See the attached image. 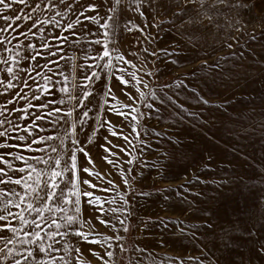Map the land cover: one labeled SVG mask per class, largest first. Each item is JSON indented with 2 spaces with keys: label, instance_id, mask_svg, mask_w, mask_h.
<instances>
[{
  "label": "rangeland",
  "instance_id": "obj_1",
  "mask_svg": "<svg viewBox=\"0 0 264 264\" xmlns=\"http://www.w3.org/2000/svg\"><path fill=\"white\" fill-rule=\"evenodd\" d=\"M92 2L96 0H81L85 5ZM241 2L252 3L253 0ZM112 3L113 0H108V4L97 10L98 22L81 18L86 30L78 25L75 36L56 26L55 21L66 24L69 18H79L78 13L64 15L62 9L60 17L45 10L50 23L43 25L44 32L39 31L40 25L32 29L34 36L19 35L20 31L27 32L31 28V21L21 20V28L10 30V33L0 31V36H8L11 40L9 47H16L18 42L30 43L33 45V49L28 50L30 55L41 53L36 61L27 62L35 71L27 75L21 73L31 86V92L14 82L17 87L13 95L22 92L25 98H17L6 106L20 111L9 115L0 109V120L7 117L18 126L15 129L8 124L0 127V131L7 129L9 133L8 137H0V144L7 141L9 145L0 148V154L12 152L25 158L40 156L41 153L34 149L43 148L44 144H34L32 150L20 145L52 135L58 139L47 143L57 147L64 159L73 148L71 134L65 137V133H70V123L75 121V137L79 141L76 147H83L88 153L85 156L84 152L77 151L80 187L100 197L99 204L89 205L87 201L91 198L81 196L82 218L87 222L82 231L93 233L89 239L97 240L124 235L125 247L144 249L140 254L120 253L115 241H112L113 248L108 249L107 241L89 243L73 236L69 243L80 247L82 264H103L90 249L100 256L106 250L116 252L113 259L117 264H128L130 256L138 264H264L254 254V238L247 235L255 230L264 239V15H261L264 0H255L256 6L250 10L217 5L219 11L208 10L211 21L203 18L202 13L208 5L202 9L199 0L178 17L172 15L176 0H120L109 29L111 40L117 42H110L109 48L116 49L131 63L116 60V52H111L114 67L110 72L104 67L107 58H97L101 45L91 41L102 39L104 30L98 25L113 15L107 11ZM138 3L143 16L134 10ZM229 3L235 5L236 0H229ZM26 12L30 13L31 7ZM37 15L41 20L45 18ZM86 15H96V12ZM4 27V21L0 20V29ZM57 36H67L68 40L61 43L55 38ZM44 43L49 45L47 49L41 47ZM0 56L7 57V53L0 50ZM46 63L48 67L44 68ZM73 64L82 66L77 68L75 80L71 71ZM21 66L26 67L25 62L22 61ZM92 70L99 78L91 80V96L81 106L89 115L84 118L86 122L80 130L81 107L59 91L64 83L60 73L68 76L69 86L77 85L73 95L79 97V89L84 87L81 74L91 77ZM36 72L41 76L37 77ZM131 73L148 85L147 88L143 83L139 85L146 94L143 99L136 91ZM45 75L51 77L52 87L41 94L35 85H44ZM120 75L129 83L121 84L116 78ZM28 76L32 79L28 80ZM106 86L111 87L116 99L105 95ZM151 92L156 93V98ZM0 93V105H4L11 97L3 87ZM33 94L40 96V100H33ZM38 104L48 107H28ZM68 107L75 108L73 117L65 115ZM53 108L61 111H51ZM137 114L143 115L133 121L132 115ZM19 115H25V119H19ZM37 116L44 119H36ZM33 123L37 125L34 128ZM133 124L137 126L135 132ZM21 135L26 139L19 140ZM101 145L111 151L106 152ZM7 159L17 166L23 165V161H15L12 156ZM85 168L98 172L99 178L84 172ZM65 175L70 177V173ZM122 176L133 184L132 189L123 183ZM83 180H90L97 187L91 188L83 184ZM141 192L150 195L143 196ZM121 193L135 205L137 221L152 218L147 221L151 225L149 229L138 227L130 233L123 232L114 219V215L120 213L107 211L110 207L121 206ZM99 207L105 211H98ZM98 217L111 223L102 224ZM157 218H163L166 224L161 225ZM56 239L61 240L60 237ZM160 240L164 243L160 244ZM60 247L63 249V242ZM53 254L61 256L64 253ZM67 258L70 264H75L74 249Z\"/></svg>",
  "mask_w": 264,
  "mask_h": 264
},
{
  "label": "snow or ice",
  "instance_id": "obj_2",
  "mask_svg": "<svg viewBox=\"0 0 264 264\" xmlns=\"http://www.w3.org/2000/svg\"><path fill=\"white\" fill-rule=\"evenodd\" d=\"M120 0H113L112 5L107 9L108 12L113 15L107 16L104 19L103 23H99L98 27L103 29L102 39H96L91 41V43L101 45L102 50L97 52V58L103 59L107 58V62L104 64V67L108 71L112 72L114 67V61L111 57V52H116V60L124 61L125 63H131L130 61H125L124 56L120 54L116 49H110L109 43H116V40H111L112 32L110 29V24L113 20L114 15L117 12V5ZM196 0H176V9L172 12L174 17L182 16L188 10L189 5H192ZM200 7L204 9L205 4L208 5V8L202 13L203 18L211 21L212 17L208 14V10L215 9L219 11L217 5L223 6L225 8L231 9L232 7L247 8L251 9L255 5V0L252 3H242L241 0H236V4L232 5L229 3V0H211L209 3L208 0H199ZM108 4V0H103V3L100 0L96 2L87 3L86 5L81 3V0H0V20H3L6 27L0 29V31L5 33H10L16 29H20V21L24 20L26 22L31 21V28L27 29V32L23 30L19 32V35H32L35 33L32 32V29L37 28L38 25L40 32H44V24L50 23L48 14L45 10L53 12V15L56 17L61 16V9L64 15H68L69 12L78 13L77 19L69 18V22L66 24H60L59 21H55L56 26L60 27L64 31H70L73 36H75V28L79 25L81 30H86V26L81 23V18L89 22H98L100 18L99 8L104 7ZM24 6V7H16ZM78 6V7H77ZM149 6L150 3H149ZM31 7V12L27 13L26 9ZM135 11L140 12V15L143 16L144 12L140 11L139 3L138 6L134 9ZM88 12H96V15H86ZM20 13H25L21 15ZM37 13L43 15L45 18L40 19V16ZM261 15H264V3L261 5ZM13 21V23H8V21ZM153 26L159 27V24H154ZM87 35H91L90 32H86ZM15 37H13L14 39ZM61 43H66L68 40L67 36H57L55 37ZM79 41H77L78 43ZM11 45V40L8 36H0V50L3 53H7V57L0 56V87H3L4 92L8 93L11 97L6 99L4 105H0V109H3V112H8L11 115L14 112L20 110L15 107H7L6 105H11L13 100L20 98L24 99L22 92H15L14 90L17 87V83L22 84L24 88H28L31 92V86L27 83V80L21 75L24 73L27 75L28 72L35 71V68L27 64L29 60L36 61L37 56H40L41 53L36 52L35 55H30L28 53L29 49H33L32 44H19L17 43L16 47H9ZM41 47L47 49L49 45L44 43ZM91 47V44L89 45ZM231 47V45H229ZM19 49V51L17 50ZM147 51V49H145ZM21 52L25 54L21 56ZM88 59L87 55L84 57ZM64 59V57H61ZM69 59H74V57H69ZM25 62L26 67H22L21 63ZM52 63V61H49ZM47 63L44 65V68H47ZM82 67L80 65L73 64L71 71L73 72V80H75V73L77 68ZM90 67V66H89ZM51 71V70H49ZM120 71H123L121 69ZM115 75V73H113ZM36 76L40 77L41 73L36 72ZM60 76L64 78V83L60 87L59 91L64 94L68 100H75L77 102L76 106L81 107L86 104L87 98L91 96L90 83L93 78H99V74L92 70V76L81 74V79L84 84V87L80 88L79 97L73 95L77 90V85L74 83L71 86L68 84V76H65L63 72L60 73ZM132 79L136 82V91L139 94V97L143 99L145 97V92L141 91L139 85L143 83L144 88H147L148 85L142 80L137 79L135 73H131ZM121 84H127V81L123 75L116 77ZM28 80H31L32 77L28 76ZM44 85L36 84V90L41 94L48 91V87H52L50 84L51 77L43 76ZM17 82V83H14ZM2 95V93H0ZM105 95H111L113 99H116L112 93L110 86H106ZM127 95V93H126ZM150 95L153 98H156V93L151 92ZM33 100L39 101L40 96L33 94ZM129 100H132V96H128ZM50 103H55L51 101ZM61 103H64V100H61ZM41 107L47 108L46 104L38 105H28V107ZM132 107L131 105H128ZM152 107V105H148ZM114 110V109H113ZM133 112H136V109L133 107ZM158 110V109H157ZM51 111L59 113L60 108H53ZM83 115L80 117L81 129L85 121L84 118L88 117L89 112L84 110L81 107ZM75 113L74 107H68L65 115L67 117H73ZM2 115V113H0ZM26 115V113H25ZM25 115H19L18 118L23 120ZM51 115V112H49ZM143 114L132 115V120L137 121L142 117ZM36 119H44V117L37 116ZM55 123V122H54ZM4 124H8L9 127L17 128V125H13L7 117L0 120V127H3ZM37 125L33 123L32 127ZM133 132L137 131L136 124L132 125ZM76 124L73 120L70 123V133L66 132L65 137L69 134L72 136V151L69 156L62 159L60 155V150L57 147L52 146V144L47 143V141H53L58 139L56 136H40L32 140L31 144L25 143L20 145L21 147L32 150L34 144H44L43 148H36L35 151L41 153L40 156H33L31 158H25L22 154H13L12 152H7L6 154H0V264H70L69 253L75 251L76 260L75 264H82L81 260V249L74 243H69L71 238L77 237L80 240H84L89 243H104L108 242V249L113 248L112 241H115V247L119 249L120 253L135 252L140 254L144 251L140 247H125L124 241L126 236L124 235H115V236H104L103 240L89 239L93 233H85L82 231L84 223L82 218V208H81V196L90 197L87 201L89 205L93 203L99 204L100 197L94 196L92 192L82 191L80 184V178L78 176L77 168V151L84 152L85 156H88V153L84 150L83 147L77 148L79 141L75 137ZM111 131V130H110ZM115 134V133H113ZM9 133L7 129L0 131V137H8ZM32 133L29 130V136ZM19 140L23 141L26 139L25 136L21 135ZM127 141L128 137H124ZM91 142V137L89 138ZM61 148L63 146V141L60 142ZM9 145L7 141L3 144H0V148H7ZM11 147H17V145H11ZM106 152H110L111 149L107 148L105 145H101ZM124 151V149H121ZM55 154V155H53ZM8 156H12L15 161H23L22 166H17L13 162L7 159ZM107 160V157H105ZM91 158L89 157V163H91ZM108 163H113L111 160H108ZM129 164L132 163L131 160L128 161ZM84 172L89 175H95L99 178L100 174L98 172H93L92 169L85 168ZM162 172V168H161ZM66 173H70V177L66 178ZM123 183L129 187L133 188V184L127 180L125 177H121ZM83 184L88 185L91 188L97 187L90 180H83ZM109 184H112V181H108ZM107 191V189H103ZM156 191H160L156 189ZM140 195L148 196L150 193L141 192ZM120 198L122 204L119 208H108L107 211L115 214L119 212L120 215H114V219L119 222L120 228L125 234L130 233L136 228L149 229L150 224L147 221H150L152 218L148 217L147 220L137 221V213L134 210L135 205L132 204L127 198L126 194L121 193ZM111 203H115L112 201ZM98 211L104 212L103 207L97 208ZM97 219H100L99 217ZM161 225H165L166 221L163 218H157ZM100 223L108 225L111 223L110 220L100 219ZM79 224V227L77 225ZM113 229L116 228V225H112ZM248 236L253 237L254 244V254L262 262H264V239L260 238V235L256 233L255 230L247 233ZM60 237L61 240L58 241L56 238ZM63 242V249H61L60 244ZM160 244H163L164 241L160 240ZM63 251V255L57 256L53 253ZM92 251L93 256L101 259L103 264H117V261L113 259L117 254L112 250H106L103 256H100L98 253ZM104 256L107 259H104ZM128 264H138L134 262L133 258L130 256Z\"/></svg>",
  "mask_w": 264,
  "mask_h": 264
}]
</instances>
